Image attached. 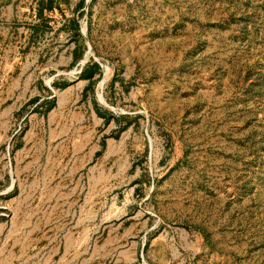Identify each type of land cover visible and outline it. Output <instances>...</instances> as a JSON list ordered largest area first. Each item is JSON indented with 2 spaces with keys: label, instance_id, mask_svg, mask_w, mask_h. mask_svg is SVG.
Instances as JSON below:
<instances>
[{
  "label": "rangeland",
  "instance_id": "obj_1",
  "mask_svg": "<svg viewBox=\"0 0 264 264\" xmlns=\"http://www.w3.org/2000/svg\"><path fill=\"white\" fill-rule=\"evenodd\" d=\"M45 1L0 0V264H264V0Z\"/></svg>",
  "mask_w": 264,
  "mask_h": 264
},
{
  "label": "trees",
  "instance_id": "obj_2",
  "mask_svg": "<svg viewBox=\"0 0 264 264\" xmlns=\"http://www.w3.org/2000/svg\"><path fill=\"white\" fill-rule=\"evenodd\" d=\"M50 4H51V2L49 0H46L43 5H45V7H50ZM42 9L43 8L41 6L40 11H42ZM76 51H77V49H75L74 52H73L74 58L77 57V55H75ZM101 74H102V70L100 68V65L97 62H95V61H90L89 64H86V65H84L82 67V70L80 72L79 77L82 78V79H87L89 81V83H93V81H95L98 78H100ZM96 75H97V77H95ZM106 113L108 115L114 117L111 112L106 111Z\"/></svg>",
  "mask_w": 264,
  "mask_h": 264
},
{
  "label": "water",
  "instance_id": "obj_3",
  "mask_svg": "<svg viewBox=\"0 0 264 264\" xmlns=\"http://www.w3.org/2000/svg\"><path fill=\"white\" fill-rule=\"evenodd\" d=\"M85 2L87 3L88 0H86ZM82 34H83V36L85 37V34H84L83 31H82ZM90 51H91V47L88 45V46H87V51H85V53H84V55H83V59H82L81 62H80V63H81V67L87 62V59H88L89 56H92L93 59H94V61L97 62V63L101 66V64L98 62V60L96 59V57L93 55L92 52L90 53ZM102 80H103V79H102ZM102 80H101V81H102ZM98 97H99L98 100L101 101V102H103V101H102V100H103L102 97H101V96H98ZM141 261H142L143 264H145L144 261H143L142 255H141Z\"/></svg>",
  "mask_w": 264,
  "mask_h": 264
},
{
  "label": "bare ground",
  "instance_id": "obj_4",
  "mask_svg": "<svg viewBox=\"0 0 264 264\" xmlns=\"http://www.w3.org/2000/svg\"><path fill=\"white\" fill-rule=\"evenodd\" d=\"M92 52V51H91Z\"/></svg>",
  "mask_w": 264,
  "mask_h": 264
}]
</instances>
